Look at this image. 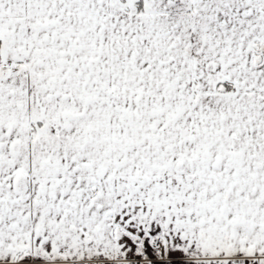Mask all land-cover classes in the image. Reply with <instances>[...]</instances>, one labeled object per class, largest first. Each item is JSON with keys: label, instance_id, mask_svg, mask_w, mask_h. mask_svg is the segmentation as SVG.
<instances>
[{"label": "snow or ice", "instance_id": "snow-or-ice-1", "mask_svg": "<svg viewBox=\"0 0 264 264\" xmlns=\"http://www.w3.org/2000/svg\"><path fill=\"white\" fill-rule=\"evenodd\" d=\"M0 264H264V0H0Z\"/></svg>", "mask_w": 264, "mask_h": 264}]
</instances>
